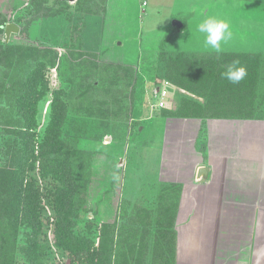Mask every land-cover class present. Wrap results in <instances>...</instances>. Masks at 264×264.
<instances>
[{
	"label": "rangeland",
	"instance_id": "1",
	"mask_svg": "<svg viewBox=\"0 0 264 264\" xmlns=\"http://www.w3.org/2000/svg\"><path fill=\"white\" fill-rule=\"evenodd\" d=\"M31 1L0 0V45L33 47L35 48L33 57H36V53H38L41 60L46 62V76L50 91L39 101L35 126L37 140L43 136L44 128L49 120L51 90L60 88L63 91L66 89L68 92L74 88L68 86L69 77L67 80L63 79H66L70 74L67 70L72 71L71 79L77 81L78 76L81 78V74L87 72V69L80 74H76L75 71L78 73L82 71L83 65L91 68L90 63H94V66L97 67L95 70L99 72H91L85 78L89 79L88 82L92 81L94 85H97L102 82V75L99 78L100 71L105 65L115 64L120 68L125 66L132 68L130 82L122 81L118 85H114L113 92L116 88L118 95L126 91L123 96L128 108L125 113H121L119 118L115 119L111 116V105H105L107 111L104 108L97 113H90L86 110H76L74 100L68 103V115L61 136L62 150L72 167V176L77 183L78 203L80 199L83 201V207L79 208L74 219L76 223L73 226L74 232L87 235L97 244L100 227L108 217V212L105 211V201L101 200H110V202L113 200L114 203L120 204V206L114 207V215H116L114 243L117 245V240L120 237L118 247H123L124 239L121 236L131 232L133 229L130 228L142 226V229H146L143 230V235L150 236L147 238L149 241H153V237L156 236L154 239L156 243L151 249L153 254H150L148 264H158L162 240L155 232H147L149 231V226L146 224L149 221V207L146 209L140 207V203L144 205V198V201H149L154 196H150L155 192L154 190H143L140 187H149L155 182L159 152L157 136L155 141V134L148 133L146 122L149 123L153 118L162 115L165 105H169L172 110L175 109L181 91L175 86L171 90L169 89L170 93L164 99V106L158 105L161 98L155 96V88L164 79L160 76V71H156L155 62H157L158 56L149 54L150 49H153L157 43L161 41H165V44L168 43L169 32L175 30V26L172 24L173 19L184 22L191 15V11L188 17L183 12L180 15L175 14L173 6L175 0H147L145 6H142V0H82L83 8L86 4H91L89 6L94 12L88 14L79 13L83 9H76L78 0H46L42 5L41 16V13L33 10ZM230 1L222 5V0H211L210 2L201 0L202 4L198 10H195L193 16L199 22L209 16L227 20L232 31L231 39L239 42L244 33L238 30V25L255 22L261 24L264 14H260L255 5H252L253 8L248 5L251 3L248 0ZM217 3H220V6H217ZM228 3L230 6L233 4V7L231 8ZM105 6L107 7L105 8ZM59 7H62V13L59 14L62 16L45 17L44 10L47 13H51V11L55 13ZM79 23L83 26L82 31H78ZM7 24H14L16 28L7 32ZM88 49H98L102 59L98 53ZM146 49H148V54L144 52ZM42 53H46V55L43 56ZM53 54L57 57L54 65L50 60H47ZM141 57L143 60L137 63L138 59H142ZM16 58H19V55H16ZM30 59L31 56L27 60L17 62V65H12L15 68L11 74V66L8 68L2 62L0 78L1 71L9 73L5 79L7 91H14L17 85H20L19 81L27 70L26 64ZM103 59L114 62L124 60L130 63L136 61L137 64L112 63L103 61ZM73 64L75 67L77 65V69H72ZM20 65L26 69L24 70ZM22 69L24 71H21ZM74 72L75 74H73ZM98 89V92L93 89V91L89 90L88 94L93 98L94 96L105 98L103 88L98 86ZM185 91L181 93L193 97L194 93ZM64 98L67 99V97ZM194 98L198 99L197 95L196 97L194 95ZM13 100H15L14 94L13 97L2 95L0 106L13 107L15 104ZM198 100L203 102L204 98L199 97ZM145 118L147 120L144 122ZM81 122L85 123V126L80 125ZM18 128L20 127L17 123L6 126L0 116V167H6L12 152L21 146L22 137L15 131ZM29 176L36 179L38 186L45 194L41 196L43 204L41 211L42 232L39 235V241L45 249L43 262L45 264H76L65 250L55 245L53 234L55 212L47 195L52 182L51 178H40L37 170L29 172ZM112 187L113 189H111ZM133 201L136 206H133ZM131 207L133 212H131ZM129 214H132L131 217L128 216ZM26 231V227L20 228L18 247L25 243ZM133 231L138 233L137 230ZM19 249L16 250L15 264H27ZM124 256L125 254H121L118 249L114 248L111 262L114 263L115 260Z\"/></svg>",
	"mask_w": 264,
	"mask_h": 264
},
{
	"label": "crops",
	"instance_id": "2",
	"mask_svg": "<svg viewBox=\"0 0 264 264\" xmlns=\"http://www.w3.org/2000/svg\"><path fill=\"white\" fill-rule=\"evenodd\" d=\"M227 1L222 0V5ZM248 1L251 2L248 5H255L259 13L264 14V0ZM141 2L142 6L147 5V0ZM201 4V0H175V14L183 12L188 17L191 11V15L184 22L173 19L175 30L169 32L168 43H157L150 49L149 55L159 56L161 49L171 53L183 52L193 58H212L215 54L219 56L227 52L250 53L249 59L259 61L261 68L251 87H254L256 95L261 93L263 96L264 20L261 24H239L238 30L244 33L242 39L239 42L229 40L222 51L217 53L204 44L202 34L196 30L199 21L195 20L193 13ZM78 28V31H82L81 23ZM90 51L100 54L98 49ZM144 52L148 54V49ZM142 60L138 59L137 63ZM103 61L137 64L136 61ZM173 87L169 83V89ZM236 94L237 104L233 103V106L241 109L235 115L202 118L162 114L146 122V129L148 133L155 134V141L157 136L159 152L155 182L149 187H140L143 190H154L150 195L154 196L149 201H144V198V205L140 203L139 206L145 209L149 207L147 232H155L162 240L158 264H264V97L263 101L259 98L247 101L246 98H240L239 93ZM225 102L222 100V106L226 108ZM165 108L170 109L169 105H165ZM202 167L207 169L199 172ZM168 191L177 192L176 201L173 197V201L162 197L165 193L168 195ZM101 201H105V211L108 212L105 221L115 222L114 207L120 204L113 200ZM169 203L171 207L175 205L174 216L171 214L170 218L172 223L164 216L166 225L156 223L160 211ZM133 206H136L134 201ZM130 209L133 212V208ZM130 229L138 233L132 230V233L121 236L124 239L123 247H118L120 237L115 244L116 250L125 254L123 258L117 259L118 262L148 264L156 236L153 235V241H149L147 238L150 236L143 235L146 229H142V226ZM170 241L172 247L168 245ZM166 246L174 251L172 260Z\"/></svg>",
	"mask_w": 264,
	"mask_h": 264
},
{
	"label": "trees",
	"instance_id": "3",
	"mask_svg": "<svg viewBox=\"0 0 264 264\" xmlns=\"http://www.w3.org/2000/svg\"><path fill=\"white\" fill-rule=\"evenodd\" d=\"M45 1H31L33 10L41 13V16L42 5ZM81 1H77V10L83 9L82 12H94L89 6L91 4H86L83 8ZM57 9L55 13L53 11L47 13L44 10L45 17L62 16L59 15L62 13V7ZM20 19L21 17L18 18L19 21ZM78 44L80 43L78 42ZM34 49L21 45H0V65L4 62L8 68L11 66L10 74L15 68L12 65H17V62L20 63L31 56L30 61L26 64L27 70L20 65L25 72L19 81L20 85H17L14 91L10 92L5 89V79L9 73H2L1 71L0 98L5 94L13 97L14 94L15 100L13 101L15 104L13 107L9 105L0 106V116L6 126L18 124L20 128L15 131L20 134L22 141L21 146L12 152L7 166L0 167V264H15L18 248L24 255L27 264H45L43 262L45 249L39 241V235L42 232L41 211L43 204L41 196L45 194L38 186L36 179L29 176V172L34 170L38 171L40 178L50 177L52 180L47 195L55 212L53 222L55 245L65 250L76 264H122L118 260H115L114 263L111 262L115 248L113 238L115 222H105L101 225L97 244L87 235L75 233L73 230V226L76 224L75 216L83 205V201L80 199L78 203L77 183L72 176V167L64 156L61 136L68 115V103L73 100L76 103L75 109L78 111L86 110L90 113H97L103 110L105 105H111V116L115 119L119 118L122 112L125 113L128 108L124 97L126 91L118 95L116 92L118 90L116 88L115 92L113 90L114 85H118L122 81L128 83L132 80L130 76L133 72L131 71L132 68L129 66L120 68L115 64L105 65L100 71L99 78L102 75V82L97 85H94L92 81L88 82L89 79L85 78L91 72H99L95 70L97 67L94 66V63H90L91 68L83 65L82 71L79 73L75 71L76 74H80L87 69V72L81 74V78L77 75V81L71 79L72 71L67 70L70 74L66 79H63L67 80L69 77L72 84L68 82V86L74 88L68 92L66 89L63 91L60 88L51 90L49 120L44 128L43 136L37 140L35 126L39 101L50 91V86L46 76V62L41 60L38 53H36V57H33ZM42 54L43 56L46 55V53ZM16 55H19V58H16ZM253 55L258 57L256 54ZM219 56L215 54L212 58H193L183 52L171 53L164 49L160 50L156 65V71H160V76L171 85L204 98L201 102L180 92L177 107L173 110L163 108V115L202 118L235 115L240 110L233 106V103L237 104L235 98L238 94L236 93L240 94V98H246L247 101H250L251 98L252 100L259 98L263 101L264 95H260L261 93L259 94L258 91L256 95L254 87H251L256 82L258 70L261 69L259 61H251L249 59L250 53L227 52L221 53ZM56 58V55L53 54L47 60H50L54 65ZM233 59H238L247 70L246 77L238 84H232L221 77L224 67ZM76 67L75 64L72 65L73 70ZM250 72L252 73L250 74ZM98 86L103 88L105 98L96 96L93 98L88 94L89 90L98 92ZM222 100L226 101L224 105L226 108L222 106ZM239 102L241 103V101ZM105 110L107 111L106 108ZM80 125L85 126V123L81 122ZM168 186L174 187L173 184ZM176 195L177 192L168 191V195L165 193L162 197L176 201ZM171 205L169 203L161 211L159 208L160 217L156 219V223L160 222V224L166 225L167 222L163 220V216L172 223L170 218L171 214L174 216L175 205L173 207ZM22 226L27 228L26 238L25 243L18 247V233ZM168 245L173 246L171 241ZM167 251L172 260L174 251L168 247Z\"/></svg>",
	"mask_w": 264,
	"mask_h": 264
},
{
	"label": "clouds",
	"instance_id": "4",
	"mask_svg": "<svg viewBox=\"0 0 264 264\" xmlns=\"http://www.w3.org/2000/svg\"><path fill=\"white\" fill-rule=\"evenodd\" d=\"M196 30L202 34L204 44L217 53L221 52L223 46L232 38L227 20L216 16L204 18L198 23ZM246 75L247 70L238 59L230 61L221 72V77L232 84H238Z\"/></svg>",
	"mask_w": 264,
	"mask_h": 264
},
{
	"label": "built area",
	"instance_id": "5",
	"mask_svg": "<svg viewBox=\"0 0 264 264\" xmlns=\"http://www.w3.org/2000/svg\"><path fill=\"white\" fill-rule=\"evenodd\" d=\"M169 92V82L168 81H162L157 88H155V96H159L161 100L159 101L158 105L164 106V99L167 97Z\"/></svg>",
	"mask_w": 264,
	"mask_h": 264
},
{
	"label": "water",
	"instance_id": "6",
	"mask_svg": "<svg viewBox=\"0 0 264 264\" xmlns=\"http://www.w3.org/2000/svg\"><path fill=\"white\" fill-rule=\"evenodd\" d=\"M12 28L15 29L16 26H14V24H7V26H6V31H7V32L10 31ZM206 169H207V167H202V168H200L199 172H200V171H205Z\"/></svg>",
	"mask_w": 264,
	"mask_h": 264
}]
</instances>
